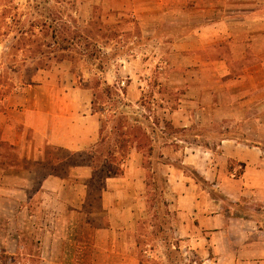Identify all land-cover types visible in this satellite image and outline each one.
I'll return each instance as SVG.
<instances>
[{
    "label": "rangeland",
    "instance_id": "1",
    "mask_svg": "<svg viewBox=\"0 0 264 264\" xmlns=\"http://www.w3.org/2000/svg\"><path fill=\"white\" fill-rule=\"evenodd\" d=\"M250 27H264V0H0V105L5 94L33 83L38 72L62 66L92 91L101 141L94 151L100 160L88 182L87 203H98L109 175L108 151L118 152L115 147L121 144L126 154L138 146L143 154L140 208L126 235V252L135 260L126 264H187L170 184L162 172L165 145L180 150L184 142L179 141H198L212 149L230 135L228 130L264 143L263 99L253 102L241 122L228 118L184 128L169 119L182 107L189 77L204 73L206 96L216 91L220 78H229L219 75L225 70L220 61L228 57L231 67L230 41L236 30L239 34ZM202 29L211 30L204 48L196 42ZM253 46L249 61L258 47L264 48V39L257 37ZM198 58L209 63L205 69L195 65ZM101 80L111 86L109 93ZM4 153L11 154L0 142L3 159ZM11 157L15 161V153ZM3 184L0 177V188ZM17 190L9 202V191L0 189V264H76L82 244L52 243L60 232L72 236L56 224L65 218L56 201L43 199L37 182ZM96 213L92 217L98 220ZM84 214L73 219H84ZM75 231L82 235L83 230ZM69 251H76V258L61 259Z\"/></svg>",
    "mask_w": 264,
    "mask_h": 264
},
{
    "label": "crops",
    "instance_id": "2",
    "mask_svg": "<svg viewBox=\"0 0 264 264\" xmlns=\"http://www.w3.org/2000/svg\"><path fill=\"white\" fill-rule=\"evenodd\" d=\"M210 31L196 32L201 48ZM241 32L236 30L230 41L231 67L228 57L220 61L225 70L219 75L229 78H220L211 96H206L203 72L189 77L182 107L169 113L175 126L199 127L228 118L241 122L253 102L264 100L262 45L249 61L254 39H264V27ZM208 64L199 58L195 62L198 69ZM34 76L33 83L7 93L1 101L0 142L11 154L0 157V177L5 181L0 189L10 192L5 191L11 202L18 187L27 190L37 182L42 198L55 200L59 216L65 217L57 226L72 231V236L54 235L52 243L83 245L76 264L135 260L126 252V235L140 208L143 154L137 149L129 152L119 163L120 172L106 176L98 203L88 204L101 129V117L92 109V91L77 83L65 66ZM226 133L230 135L222 136L212 149L198 141H179L184 142L180 150L171 145L162 150L166 159L162 172L170 184L187 264H264V143L231 130ZM95 213L100 219L92 217ZM81 214L84 219H73ZM75 229L83 230L82 235ZM71 253L61 259H75L76 251L70 258ZM60 254L66 251L61 249Z\"/></svg>",
    "mask_w": 264,
    "mask_h": 264
},
{
    "label": "trees",
    "instance_id": "3",
    "mask_svg": "<svg viewBox=\"0 0 264 264\" xmlns=\"http://www.w3.org/2000/svg\"><path fill=\"white\" fill-rule=\"evenodd\" d=\"M99 82V85H102L104 86V90L109 93L110 92V88L111 86L108 85L106 83L105 80H101V81H98ZM6 95V94H5ZM100 141H101V129H100ZM137 147V146H136ZM115 149L118 150V152H115V151H108V155H109V162L107 160V170H108V173H119L120 172V168H119V163H121L124 159H125V156L127 155L126 154V150H125V147H123L121 144L118 145L117 147H115ZM137 149H139V146L137 147ZM149 150H151V146H149ZM119 154V153H122L115 161L113 160L112 156H114L115 154ZM100 160V155L99 157H95L93 158V161H92V164H93V167H94V170L97 168V165L99 164ZM92 181V179L90 180Z\"/></svg>",
    "mask_w": 264,
    "mask_h": 264
},
{
    "label": "built area",
    "instance_id": "4",
    "mask_svg": "<svg viewBox=\"0 0 264 264\" xmlns=\"http://www.w3.org/2000/svg\"><path fill=\"white\" fill-rule=\"evenodd\" d=\"M122 84H123V82H122ZM185 252V251H184ZM184 257H186L187 258V253H184Z\"/></svg>",
    "mask_w": 264,
    "mask_h": 264
}]
</instances>
